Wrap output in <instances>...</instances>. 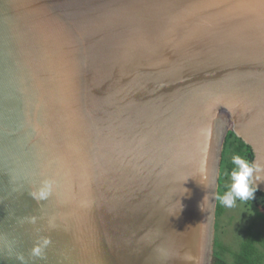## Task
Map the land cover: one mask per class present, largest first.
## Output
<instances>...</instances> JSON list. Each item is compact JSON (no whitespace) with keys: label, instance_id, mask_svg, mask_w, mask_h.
I'll list each match as a JSON object with an SVG mask.
<instances>
[{"label":"water","instance_id":"95a60500","mask_svg":"<svg viewBox=\"0 0 264 264\" xmlns=\"http://www.w3.org/2000/svg\"><path fill=\"white\" fill-rule=\"evenodd\" d=\"M228 130L264 166V0H0V264H209Z\"/></svg>","mask_w":264,"mask_h":264},{"label":"trees","instance_id":"16d2710c","mask_svg":"<svg viewBox=\"0 0 264 264\" xmlns=\"http://www.w3.org/2000/svg\"><path fill=\"white\" fill-rule=\"evenodd\" d=\"M240 155L249 162L253 161L251 148L240 138L228 130L226 132L220 159V172L218 178L217 196L228 191V181L230 173L235 167L232 164V157ZM239 201V200H238ZM241 202V201H239ZM245 209L253 207L257 209L256 219L264 220V193L257 190L254 199L242 202ZM225 206L217 199L214 220V242L212 244V264H264V235L255 230L253 225H247L239 235L236 243L228 244L222 240V229L220 219ZM249 211V210H248Z\"/></svg>","mask_w":264,"mask_h":264},{"label":"clouds","instance_id":"9594fccd","mask_svg":"<svg viewBox=\"0 0 264 264\" xmlns=\"http://www.w3.org/2000/svg\"><path fill=\"white\" fill-rule=\"evenodd\" d=\"M232 164L235 167L230 173V188L222 196H217L220 203L228 208L233 207L237 200L247 202L254 199V194L258 190L257 182L264 181V178L261 176V173L264 172V166L256 164L255 162H249L240 155H234L232 157ZM204 171V169H201L202 173ZM46 195L47 193L44 191L40 193L41 197ZM201 210L203 211L202 204ZM48 242L45 241V245ZM41 251V248H35L33 249V255L40 256Z\"/></svg>","mask_w":264,"mask_h":264},{"label":"rangeland","instance_id":"374dc122","mask_svg":"<svg viewBox=\"0 0 264 264\" xmlns=\"http://www.w3.org/2000/svg\"><path fill=\"white\" fill-rule=\"evenodd\" d=\"M230 185L231 179L227 184V186H229L228 189L230 188ZM248 210L245 209L243 203L239 202L238 200L235 202L233 207H225L219 223L220 228L223 230L221 238L224 242L228 243L229 245L232 243H236L239 239V235L243 233L245 227L250 224L253 225L255 230L262 232V234L264 235V220L256 219V217L254 216L256 215L257 209L250 207V209ZM213 242L214 233L212 244ZM209 264H212V253Z\"/></svg>","mask_w":264,"mask_h":264}]
</instances>
